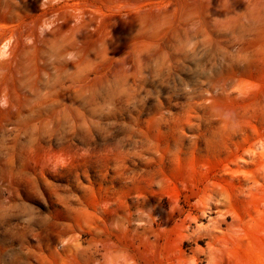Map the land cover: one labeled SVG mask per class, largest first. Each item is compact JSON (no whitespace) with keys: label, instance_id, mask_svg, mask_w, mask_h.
<instances>
[{"label":"rangeland","instance_id":"obj_1","mask_svg":"<svg viewBox=\"0 0 264 264\" xmlns=\"http://www.w3.org/2000/svg\"><path fill=\"white\" fill-rule=\"evenodd\" d=\"M0 264H264V0H0Z\"/></svg>","mask_w":264,"mask_h":264}]
</instances>
